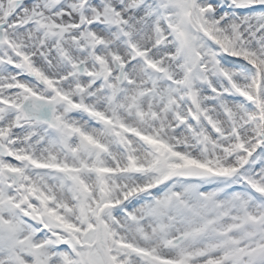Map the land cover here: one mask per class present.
I'll list each match as a JSON object with an SVG mask.
<instances>
[{
	"label": "snow or ice",
	"instance_id": "obj_1",
	"mask_svg": "<svg viewBox=\"0 0 264 264\" xmlns=\"http://www.w3.org/2000/svg\"><path fill=\"white\" fill-rule=\"evenodd\" d=\"M0 264H264V0H0Z\"/></svg>",
	"mask_w": 264,
	"mask_h": 264
}]
</instances>
